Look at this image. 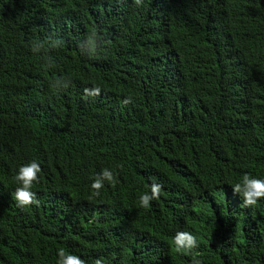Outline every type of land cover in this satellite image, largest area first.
I'll return each mask as SVG.
<instances>
[{
  "label": "trees",
  "instance_id": "1",
  "mask_svg": "<svg viewBox=\"0 0 264 264\" xmlns=\"http://www.w3.org/2000/svg\"><path fill=\"white\" fill-rule=\"evenodd\" d=\"M32 161L39 204L21 209ZM105 168L117 182L93 197ZM245 174L264 179V0H0V264H57L60 248L191 264L178 231L202 264H264V200L232 191Z\"/></svg>",
  "mask_w": 264,
  "mask_h": 264
},
{
  "label": "clouds",
  "instance_id": "2",
  "mask_svg": "<svg viewBox=\"0 0 264 264\" xmlns=\"http://www.w3.org/2000/svg\"><path fill=\"white\" fill-rule=\"evenodd\" d=\"M136 5H140L142 0H134ZM101 39L97 32H91L87 37L89 46L95 51L96 41ZM47 63L48 60L46 59ZM62 80V79H61ZM59 80H57V83ZM67 87V85H65ZM58 89V88H57ZM101 89L85 88V98L97 97L100 95ZM123 103L127 105L131 103L130 98H126ZM41 167L38 162L32 161L28 164L21 166L16 175L14 181L18 184L15 189L13 198L18 208L26 209L30 206L39 204L35 193L32 191L33 185L39 182V174ZM115 185L117 182L116 175L112 170L105 168L103 169L91 183L92 196L98 197L101 189L104 188L105 183ZM232 191L235 195H239L242 199V205L244 207H252L257 205L261 200H264V179H258L250 176L249 174L243 175L242 179L232 185ZM162 192V185L153 182L149 185V191L140 195L138 204L141 208H149L151 202L158 200ZM172 246L177 254L191 255V264H202V260L198 258V254L194 252L198 248V242L195 235L189 231H178L172 238ZM58 260L57 264H86V261L81 259L79 256L67 253L64 248H60L57 252ZM94 264H102L101 259H96Z\"/></svg>",
  "mask_w": 264,
  "mask_h": 264
}]
</instances>
